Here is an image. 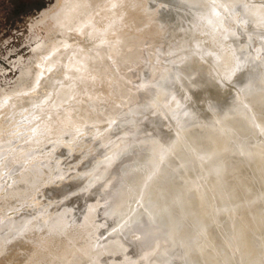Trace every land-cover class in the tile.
Returning a JSON list of instances; mask_svg holds the SVG:
<instances>
[{
  "label": "bare ground",
  "instance_id": "6f19581e",
  "mask_svg": "<svg viewBox=\"0 0 264 264\" xmlns=\"http://www.w3.org/2000/svg\"><path fill=\"white\" fill-rule=\"evenodd\" d=\"M57 1L58 2L55 3L56 4L55 6H57V4H58V6H57L58 9L56 10V12L54 11V13H52L51 16L49 15L50 16L49 17L50 19H48L49 24L47 23L49 25L47 27L48 33L52 36H55V40H56L57 45L53 43V47L56 45V48L54 50L57 53H55L56 54L55 55L56 59H55L53 57L54 54L51 52L52 59L50 58L51 56L49 57V59L52 60V61L50 60L51 62L56 61L57 64L62 66V68H63L62 71H64V75L67 74V79H66L64 85L54 94L57 97V102L54 105L55 107L52 110H51V107L46 108L44 110H39L37 112V114L34 117H32V123L38 122L39 120H42V119L48 120L46 124L40 125V127H39L40 131H43L44 127L48 128L50 126H57V125H59V126L73 125L74 127H80L81 125H83V123L87 119L88 115L93 113V112L95 113L93 119H95L98 122L109 121L115 117V114L117 111V105L116 104H114V103H112L111 105L101 104L100 106H97L94 110L90 111L84 105L81 104L80 100H81V98H83L85 96H90L91 98H97L99 96L104 95L106 97H109L113 93L114 97L119 98L123 103L128 104V105L135 104L137 101H139L136 99L139 98L138 95L140 92L138 93V91L136 92L133 89V86H134V83H133L134 78L133 77L136 76V74H134L135 72L133 73L130 70V68H131V66L140 63V59L143 58L144 56H147V55L151 56L155 51H157L156 47H158V45L162 44V42H163V45L165 44L166 40L160 42V44H159V40H161L159 38H161V36H162L161 34L164 31L163 27H165L167 30L171 26V25L168 26L167 22H166V25L168 26V28L166 26H164L163 23H162L163 26L160 25V27H159L158 23L155 24L154 19H158L159 17H157V15H160V14L157 13L155 15V17H157V18H155L152 16V14L155 13L156 7H153L154 11L151 9L152 7L151 8L149 7V4H148V7L150 9H147V7H145L144 2H146V1L150 2V0H57ZM220 1L218 0L217 1L218 3L212 4V6L205 4V8H204V6L202 7V8H204L203 11H202V8L200 7L201 8L200 12H199V9L197 10V12L196 11L192 12L193 15L197 13V15L193 16L191 19L192 25H190V27H187L185 29L183 28L184 30L182 29L183 26H181L180 28L184 33L182 31H180L181 35H179V32L177 34L176 33L177 31H175V36L179 35V37H176V39L180 38L182 36V39H184V40L186 39L185 38L186 36L192 37V43L188 41V42H186V46L188 45L187 46V47H189L188 50L192 49V51L193 50L197 51L199 53L197 56L200 55V57H197V56L196 57L199 60L201 59L202 62L205 58H207V56H208L207 52L209 49L205 50V51H207L206 52L207 54H206L204 52V49H206L207 47L206 48L202 47L201 41H204V40L207 41V43H210V47H211V45L219 46V48H218L219 52H217V51L212 52V50H210L209 52H212L211 57H212L213 53H214V56L216 55L215 53H217L218 57H215V58H213L214 56L212 57L216 63H214L213 61L212 62L214 64H216L215 66H220L219 68H217V67L216 68L220 69L219 71L217 70V72L221 75V73H222L221 69L223 70V68L225 69V71L224 70L223 71L226 72L227 74H228V72H230L228 70H227L228 71L227 72L226 69L229 68L231 63L235 62V61H233V59L234 60L237 59V58L235 59V56H234V54L237 52V50L232 55V53L234 51L231 48L232 47L231 45H233L234 43L238 45V42H237L238 39H236L237 41L235 40L233 42V44L230 43V39H229L230 37L227 36L228 34L226 33V31L231 26H229V24L227 22L228 25H225V26L226 27L228 26V27L223 28L224 27V26H222L223 23H225L228 20L224 19V17L221 18V16H222L221 12H223V9H226L225 10L226 12L230 11V6H232L234 4L232 6V8H233L237 2L242 3L244 0H225L224 2H220ZM247 1L249 2V0H247ZM261 1L263 2L264 0H261ZM147 2H146V5H147ZM248 2H247L248 6L244 5V7H241L239 5L240 8L236 4L239 10L243 8L242 9L243 13L246 15V16H244L242 11L240 10L241 13L243 14V15L241 14L242 19H244L243 17H245L244 23H246V20L251 21V17H252V20L255 19L258 26L263 25L262 27L259 26L262 29L264 27V3L260 4V2L258 0V2L256 1L257 3L255 1L249 2V3H251L249 5ZM252 2H255V3H252ZM181 3H179V5ZM243 3H242V5H243ZM153 4L154 3H152L151 6ZM188 5H190V4H188ZM52 8H54V7H52ZM179 8H180V6H179ZM232 8H231V10H232ZM236 8L235 9L233 8L234 10H232V12L234 11V13L233 14L231 13L232 15L237 16L236 13L240 12L237 10L238 12L235 13ZM186 10H188V9H186ZM152 11H153V13H152ZM157 12H158V9H157ZM182 12H183V10L181 11V14H179V15H181L180 18L182 17ZM230 12H228V13H230ZM169 13H170V11H169ZM188 13H187V16H185L186 19L189 18ZM198 13H200V14H198ZM190 14H191V12H190ZM223 14H226V13L224 12ZM231 14H230V16H232ZM238 14L240 15V13H238ZM189 16L191 17V15H189ZM235 16L234 17L232 16L233 18L232 17L231 18L234 20V18H236ZM221 19L222 20L224 19L223 23H221V21H222ZM236 19L237 20H235V21H237V23H238L239 18H236ZM156 21L158 22L159 20H156ZM253 21H251L250 24L252 25V27L254 26V28H255V26H257V25L256 24L254 25ZM252 22H253V24H252ZM169 23H171V22L169 21ZM156 25H158V26H156ZM173 25L167 31H165L166 33L168 32L167 35L165 33L166 39L167 38L169 39V36L174 34V30L177 27L179 28L178 25H177V27L175 25L176 28L173 27ZM239 25L240 24H236V23L234 25V23H233V26H239ZM233 26L231 28H233ZM259 27H256V28H259ZM171 28H173V29H171ZM234 28L237 29V27H234ZM240 29L241 28L238 29V33L239 32L243 33V31H246V34L244 32V35H247V33H249V32H247V30L241 29L242 30L241 31ZM249 29H251V27H249ZM169 30H173V31L169 32ZM231 32H232V35H234L235 32L236 33L234 36L237 35V30H235V31L229 30L228 33H231ZM169 33H171V34H169ZM250 33H252V32H250ZM225 34H227V35L225 36ZM244 35H243V38L247 39V37H248L247 42H249V40H250L249 35H247L246 37ZM252 35H254V34L252 33ZM183 36H185V37L183 38ZM238 36H239V34H238ZM163 37H162V39L164 40L165 37L164 38ZM84 38H86V40H84ZM156 38L159 39L158 42L156 41ZM240 38H241V34H240ZM168 39H167V41H168ZM176 39H174V38L171 39L173 41V44H175L174 42ZM231 39H233V38L231 37ZM184 40H182L183 41L182 42L181 39H179V42L181 41L180 44L184 43L185 42ZM155 41L158 43V45ZM172 41H170V42H172ZM177 41H178V39H177ZM241 42L242 41L239 40L240 44H241ZM243 42H245V40H243ZM247 42H246V44H247ZM228 43H230V44L227 45ZM242 44L245 46V43H242ZM155 45H157V46L155 47ZM237 45H236V49H238V47H239V46L237 47ZM50 46H52V45H50ZM169 46H170V44H169ZM247 46H248V44H247ZM57 47H59V51H57L58 50ZM170 47H172V46H170ZM170 47H168V44H167V48L169 49ZM200 47L203 48V50ZM234 47L235 46H233V48ZM240 47L242 48V46H240ZM155 48H156V50H155ZM174 48H176V47L174 46ZM172 49H173V47H172ZM230 49H232L233 52H231ZM198 50H202L203 52L198 51ZM247 53H249V51ZM194 54H196V53H194ZM250 54H251V52H250ZM250 54H248V55L250 56ZM189 55L191 56L192 54H189ZM184 56L187 57V55H185V54H184ZM184 56H181V58H179V60L183 58L182 60L184 61ZM190 56H189V58H191L190 61H192L193 58ZM233 56H234V58H233ZM247 56H245L241 60L244 61ZM176 57H178V55ZM197 58H196V60H197ZM218 58H219V60H218ZM220 58L222 59L221 60L222 62L220 61ZM45 59H46V57H45ZM215 59H217V61ZM248 59L246 60V62H247V66L249 68L250 64H248L249 63ZM182 60H180V62ZM241 60H239L240 63L242 62ZM39 61H40V59H39ZM46 61L50 62L48 60V58L46 59ZM218 61H220L219 62L220 65H217ZM33 64H35V62H33ZM36 64H37V62H36ZM57 64H55V65H57ZM180 64H182V63H180ZM207 64L208 65L205 64L206 65L205 66L206 72L204 70H202V71L197 70V73H201V72H203V74L209 73L211 76L208 75L206 77L210 78V79L209 78L208 79L210 80L209 83H211V86H209L207 79H205L206 77L204 78V80L207 82V85L209 87L214 89L215 86L213 87V85H212L214 83L211 82V80H213L214 78L211 79V77L216 76V73L214 74V72L216 70H213L214 72H212V70H210V69H211V66H213V65L210 66L209 62ZM253 64H251V65L253 66ZM201 65H203V63ZM242 65H241V67H242ZM258 65H260V67H261V64H258ZM38 66L32 67V68L30 67L26 71L24 70L25 71L24 73L25 74L27 73V74L26 75L23 74L22 76L25 78L28 77L27 76L28 72H29V74H30V72H31V74L32 73L35 74L39 70L40 66L39 67ZM197 66H199V64ZM207 66L208 67L210 66V68H208ZM245 66H246V64H245ZM245 66L243 65L244 69H245ZM255 66H256L255 70H257L258 69L257 65H255ZM255 66H253L252 68H255ZM197 68H199V67H197ZM237 68L240 70V66L238 67V65H237V67L234 70H232L231 73H229V75L232 74L233 71H234V73H237ZM263 68L264 67H262V69ZM181 69H183V68H181ZM250 70H251V67H250ZM252 70L254 71V69H252ZM251 71H249L247 73L251 74ZM263 71H264V69L262 70V72ZM185 72H183V73H185ZM224 72H223V74H225ZM259 72H261V71H259ZM183 73L181 74L182 76H183ZM256 73H255V76L257 75ZM185 74H184V76H186ZM191 74L192 73H190V75ZM203 74L201 73V74H199V76L203 75ZM212 74H214L215 76H213ZM219 74H217V75L219 76ZM227 74H225L223 76L221 75V76L225 77V76H227ZM237 74H239V71ZM192 75H191L190 79L193 78ZM241 75H243V72ZM244 75H246V74L244 73ZM263 75L264 74L262 73L260 75V77ZM22 76H21V78H22ZM53 76H57V75H53ZM218 76H217V78H218ZM250 76L252 77V75H250ZM178 77H180V75L177 76V80H179ZM186 77H184V78H186ZM188 77H190V76H188ZM195 77H197V75L196 76L194 75V78ZM236 77H238V75ZM246 77H247V75H246ZM256 77H257L256 78L257 80L260 79V77H259V79H258V76H256ZM217 78L215 77L214 81ZM240 78L241 77H239V80H241L242 82L241 83L238 82L237 85L239 83H240V85L243 83H246L247 86L245 84H243V86L245 85L246 87H248V90L250 89L249 87L253 86V85H250V82H248L250 80V77H247L249 80L247 78H244V79L242 78L243 80ZM253 78H254V75L251 79H253ZM44 79H45L44 81H46V83L48 85H55L56 83L59 82V80L61 78L58 80H54V79H51L50 77H48V78L46 77ZM137 79H138V77L134 80H137ZM218 79H221V78L219 77ZM245 79H247L248 81L246 82ZM263 79L264 78L261 77V79L259 80L260 81L259 83H264ZM22 80H24V79L22 78ZM181 80L183 81L184 79H181ZM254 80H252V81L256 82L255 84H257V86L260 85L259 83H257V81H254ZM261 80L263 82H261ZM216 81L218 82V80H216ZM113 82H114V84L115 83L117 84V86H116L117 88L114 91L111 90V86H110L111 83L113 85ZM175 82H177V81L175 80ZM175 82H174V84H175ZM181 82L179 80L180 84H181ZM247 83H249V84H247ZM174 84H172V85H174ZM251 84H253V83H251ZM224 85H226V84H224ZM237 85H235V87ZM170 86H171V84H170ZM243 86L241 85V88ZM255 86H254V88L255 89L257 88V90H258L259 86L258 87H255ZM262 86H264V85L261 84V87ZM191 87L192 88L196 87V85L191 86ZM204 88H205V86H204ZM204 88L202 87V89H201L202 92H203ZM238 88H239V86H238ZM254 88L252 87V89H253L252 91L254 93H256V96L252 95V98H253V96H255L256 98H254L253 100H250L251 93H250V97H248V95H246V93L249 94L248 92H250L251 89L249 91L246 89L244 93H242L241 91L238 92V90L236 89L238 93L241 92V95L243 96V94H244L243 97H245V98L248 97L249 100H247L248 98L247 99L242 98V100H240L239 103H237V102H235V100L237 101V100L241 99L242 96L240 95L241 97L239 96L240 97L239 99L235 98V100H234V103L236 105V106L234 105L235 109H232V111H233L232 114H231V112H232L231 110H230L231 112H229L227 110L228 113H230V115H227V116H226L227 113L224 114V112H223V111H225L224 107H223L224 103H222L223 111H221V109H220L221 105H219L221 103H219L217 101L219 103L218 104L216 102L217 97H216V99H213L211 104H213V103L215 104V102H216L217 106H215L213 104L211 107L212 108L217 107L220 110V113L222 112V114H224L226 116L225 118L224 117L222 118V115L220 113H218L219 111L217 113L215 112V114L216 115L219 114L221 117L213 114V112L217 108L216 109L214 108L213 112L211 111L212 108L210 110H206L207 107L209 109V106H207L205 104L207 106L205 108V105H203V107L205 109L204 112L206 114V115L203 114V116H206L205 117L206 119H204L205 121L203 120L204 122H202V118H204V117H202V118H200V120L199 119L197 120V122L200 121L199 122L200 124H197L195 121L196 119L194 118L193 121L197 124V126H193V125H196V124H193L192 127L190 126V128H188L189 123H183L184 120H187L185 122H188V119H192L195 116H194V114H193V116L191 114L192 118H188V116H187L188 119H186V115L182 114L181 116L184 115L185 119L183 118L184 116L182 118H179V119L180 120L183 119L182 123L185 125L188 124L187 125L188 127L186 129H183V128L179 129L181 126L186 127L185 125H181L177 129L175 136L171 140H168L166 138H164L166 140H163L162 138H160V139H162V141H159V143H157V144L152 143V146H151L152 149L150 150V154H148V153L146 154L147 156L145 157V160H146V162H148L149 166L151 167L152 173L146 175L145 172H143L141 170L134 172L130 176V178H131L130 184H132L131 185L132 187L129 186V183L127 184L130 187V189L128 188L127 191L132 189L131 192L134 193L138 190L139 191L141 190V193H142L140 198L138 200H136L137 202L135 200H133L134 201L133 205L136 202V203H138L137 204V206H139L138 208L141 209L142 207L140 205H142L144 202H146L148 204V206L150 205L149 207H151L150 212L153 211L152 215L155 214V217L157 216L160 219L161 218L164 219V221H162L163 219H161V221L164 222L163 225L166 224L165 221L168 224L173 225V226H175L177 224V220H179L178 222L182 223V226L177 225V226H179L177 228H181V229H178V231L172 230L173 228H170L171 233H169V235L173 234V232H174V234H173L174 236L177 235V237L185 238V240H184L185 243L189 239L190 235L191 236H190L189 240H191V243L195 241L194 239H193L194 240L193 241L191 239V237L196 238V241H195L196 248L195 249H197V251H195L193 248H191L192 246H190L191 244H189V242H190L189 240H188L189 241L188 244H189L190 248L193 251H195V253L196 252L198 253V251H199L200 257L198 258L199 254H197V253H196L197 257H195V259L197 258V260H195L197 264H225V263H227V264H230V263L231 264H237V263L238 264H264V87L261 88L262 90H260V91L258 90L257 92L254 91ZM165 89H167V88H165ZM169 89H171V88H169ZM194 89L195 88H193V90ZM219 89L222 90L221 88H219ZM172 90H174V89H172ZM206 90H208V89H205L204 93L206 92ZM232 90H234V89H232ZM239 90H240V88H239ZM215 91H212L213 95L211 93H210V95L215 96L216 95L214 93ZM246 91H248V92H246ZM159 92H160L159 93L160 95H163L161 93V91H159ZM165 92L167 93V90ZM202 92H200V93L202 94ZM220 92H222V94H223V91H220ZM154 93H156V92H154ZM171 93H172V91H171ZM207 93H208L207 96H210L209 90ZM207 93H205V94H207ZM159 94H157V95H159ZM189 95H192L191 92ZM216 96H219V95L217 94ZM17 97H18V95L16 97H9V99H11V100L6 102V105H7L5 107L6 110L12 108L13 106L18 105L17 103H14L15 101L12 100L13 98H17ZM49 97H51V96H49ZM161 98H159V99H161ZM219 98H220V101L223 100V97H219ZM155 99H157V98H155ZM211 99H212V97H211ZM111 100H112V97H111ZM202 101L204 103L205 102L210 103V98L208 99V101H206V100L205 101L202 100ZM227 101L226 100L223 101V102H225V105H226V103L227 104L229 103V98L227 99ZM231 101H233V98ZM230 103H232V102H230ZM236 103L239 105H237ZM67 104H68V106H67ZM172 104H173V102H172ZM181 104H182V102H181ZM178 106H179V104H178ZM195 106H197V105H195ZM199 106L201 107V105H199ZM227 107L229 108L228 105H226V108ZM231 107L233 108L232 104H231L230 108ZM170 109L171 108H169V110ZM173 109H171V111H174ZM169 110H168V112H169ZM192 110L194 112L196 111L194 109H192ZM164 112H166V110ZM210 112H212V113H210ZM48 113H50V114H48ZM171 113H169V114H171ZM190 113H191V111H190ZM190 113L187 112V115L188 114L190 115ZM167 115H168V113H167ZM190 122H192V121H190ZM180 123H179V125H180ZM157 142H158V140H157ZM0 145H1V142H0ZM18 155H19L17 157L18 159L24 158V157H22L23 156L22 153L18 152ZM142 160H144V158ZM129 174H131V173H129ZM34 179H38V177L35 176L34 172H30L27 179L25 181H23L22 183H20V186L17 188L15 195H19L17 192H20L27 184H29ZM111 180L114 181V179H111ZM113 181L108 182V183H112ZM127 181H128V179H127ZM129 181H130V179H129ZM112 184H110V185L106 184L105 186L106 187L107 186L112 187ZM102 188L104 189L105 187H102ZM110 188L108 189V192H112V191H109ZM125 188H126V185H125ZM105 189H107V188H105ZM104 192L106 193L105 190H103V193ZM131 192H129V193L132 196ZM115 193H116V191H115ZM124 193H126V192H124ZM129 193H127L125 195L122 194L123 196L121 195L122 198L127 195L125 198H128L129 200L123 198L124 199L123 202L127 203L128 205L132 204V199L130 200V198H129L130 195L128 196ZM98 195H97V198H98ZM103 195H100V196H103ZM112 195H111V197H114V195L113 196ZM121 196L118 199H120ZM103 198H99V200H104V202L108 201V203H106L107 206H109V201L113 200V198L110 199V193H109V200H107V199L105 200V198L104 199ZM115 199H117V198H115ZM144 199H147V201H145ZM149 199L151 202H149ZM96 200L95 201H89V202H91L90 205H89V202L87 204V202L85 201L87 204V208H84L85 211L78 208V206H77V205L85 206L84 205L85 202H82L83 203L82 204L80 201H74L77 203L73 204V207L77 206L76 208H78V209L75 208L76 210H74V208L72 206H71V209H72V212H73V210L78 211L77 216L81 215V218H80V216L79 217L76 216L77 218H80L79 224L77 223L78 221L77 222L75 221V218H74V221L71 220V222L69 220L64 221V220H62V218L57 217V216L51 220V222L48 224L47 228H45L43 230V231H45V233L44 232H43V234L41 233L42 234V236H40L41 240H39L37 237L38 242H40L39 244L41 245V248L44 247V248H46L45 250H47V247H48V250L46 253L43 254L44 249L42 252L41 249L37 248L38 250L41 251V253L43 255L41 257L39 255H37V257L34 258L36 263L41 262L42 257L45 255L47 258V261L44 260L43 262H45L46 264L50 263L51 260L53 259V257L59 258L61 264H137V262H140V264H141V262L146 264L148 262L147 258L150 259L149 256L151 255V257H153L151 259H154L155 257L152 255H155L156 258L159 256L158 259H160V260H156V258H155V260L151 261V259H150V263H148V264H151V263L154 264L156 261H157L156 262L157 264H158V262L160 264V262L163 260L160 258V255H156L155 253H153V252H155L154 251L155 249L157 250L156 253L158 252L157 254H161V257L164 258V257L171 256L172 252H174V254H175V251H177L176 253L178 254V251H180V249H183V251H184V248H186V246L188 247V245L185 246V244L183 243V245L185 247L183 248L182 247L183 245H182L180 249L178 248V250H176L177 248L175 247V245L177 246L181 242V241H179V240H181V238L178 239L177 237H175V239L177 238L176 240H178L177 244H175L176 240L174 242V240H172L170 238L172 240V242L174 243V245H173V243L170 241V239L165 237L168 239V242H165V244L170 245V246H168V247H170V248H168V250L169 249L174 250V248H176L175 251L169 250V252H168L169 256H168L167 255L168 250L166 249L167 248V245H166L164 247V250H167L166 251L167 256H165V255H163L164 250H162L160 248L161 246H164L162 244V242L164 241L163 240L164 238L160 239L162 242H160V240H158L162 244V245L159 244L161 246H159L158 243H155L156 242L155 238L158 239L159 237L161 238L162 236H165V235L160 236L156 233L159 237H153V240L155 242L152 239H150V240H152L151 242H154V244H157V245H155L157 247L153 246L154 248H152V243L150 242L151 247L149 245L147 248V251L149 253V254L147 253L148 255L145 253L146 250H144L145 252L143 251V253H142L143 255H142L140 253L142 251H139L137 248H134L135 246L131 245L132 247L129 248V246L127 247V245H126V247L129 248L130 251L133 248L138 250V252L140 253V256H142L143 259L140 256H137V254L139 255L138 252H137L136 256H137V258L139 257L138 259L141 258L142 260H138V259H135L136 257H133L135 255L134 253H136V251L134 249L132 252H134V251L135 252L132 254V256H130L132 252L130 253V255H128L129 257L126 256V254L129 251H127L128 249L125 250L126 249L125 247H124V251H126L127 253L126 252H124L126 254H124L123 252L122 253L126 256V258L128 257L127 260L129 259V261L125 260V258L123 260L122 256L124 257V255H122V253H121V251L123 249L121 248L120 244H122V243L125 244V243H124V241L123 242L120 241V239H119L121 237L120 234H119L120 236L118 238L115 236L118 234L117 233L118 231H120V230L122 231V227L125 223L121 222V224H123V225L120 224L122 226L121 228H119L120 226H117V224L119 225V222L121 221L120 219L123 220L125 217H128V216L131 217L130 214L132 212L131 213H129V212L132 211L130 209V207H133V205L127 206V204H125L129 208L128 210H126L127 207L126 206H125L126 208L124 207V205H123L124 203L122 202V204H120L122 200H120V201L115 200V202L117 201L116 203H118V204L116 206L115 205L116 203L114 202L115 203L114 206L116 207L114 211H116L117 208H118V210L125 208V210L123 212H121L122 210L119 211L120 212V213L118 212L119 214L117 212L112 213V214H116L117 217L113 216L112 214L107 212L106 216H108V215L113 216V218L109 216L112 219V221L111 222L107 221V226L109 223H110L109 225H112L111 223L114 222V224L118 228V231L116 230L117 228H115L114 225H113V227L111 226V228H115L114 229L115 231L113 229L111 231L116 232L117 234L116 233L113 234L112 232H110L109 235L113 234L112 236H114V239H117V240L119 239L118 241H120V242L113 240V237L109 236L108 234H107L108 236L105 235L106 232L104 233V235H105V238L110 237V239L115 241V242H113V245H112V248L110 249V251L113 250L115 252V250H118L121 248V251H120L121 256H120V253L119 254L116 253L118 255V257H120L121 259H120V262H116V261H119L116 254H114V257H117V259L114 258L113 256L108 257L109 255H105V258H107V257L111 258V259L113 258V259H116V261L111 260L109 262L107 261L108 263H106V261L104 260L105 263H103L101 261L103 259V257L101 258V256L102 255L104 256V254L101 255V253L103 250H104L103 253H107L105 251V249H107L108 252H109V249L106 248V246H104V249H103V245L99 244V245H102V248L99 246L101 249L98 248V250H96L94 252L93 247H95L96 244L98 245L99 242L97 241L98 243L97 242L94 243L93 242L94 239H92L93 237L90 238V240L92 239V243L95 244L92 246L91 244H89L90 240H88L89 238L87 237V234H89V232H90L89 237L91 236V233H92V236H94L93 235L94 231H96L97 228H98L97 230L100 229L98 224L100 225V223H102L103 221H105V223L103 222L102 224H106V219L103 220L105 217L104 215H103L104 216L103 218L100 217V219H102V221L97 219V215H98L97 213L99 212L100 206L102 205V206H104L103 208H105L106 205H103V203H104L103 201L100 202L98 199H96ZM126 200L128 202L131 201V203H128ZM79 202L82 205H80ZM111 202H113V201H111ZM146 203H144L146 205V207L144 205H142L145 209H147ZM151 203H152V205H151ZM74 205H76V206H74ZM111 205H112V203H111ZM102 206H101V208H102ZM110 206H109V208H111ZM135 207H136V204H135ZM81 208H83V207H81ZM101 208H100V210H101ZM103 208H102V211H100V213L101 212L103 213ZM138 208L136 207L135 210L137 211ZM152 208H153V210H152ZM79 209L84 211L83 214L82 213L79 214V212H80ZM111 209H114V208L112 207ZM132 209H134V207ZM143 209H142L143 213L139 210L140 211L139 215L144 214ZM135 210H133V211H135ZM126 211L127 212L129 211L128 214L126 213ZM112 212H113V210H112ZM124 212H125L126 216H124V214H123ZM100 213H99V215L101 216L102 214H100ZM121 213H122L123 217L121 216ZM136 213L133 214V218L135 215H137ZM146 213H147V215H151V213L148 214L149 212L147 210H146ZM103 214H105V213H103ZM144 215L142 216L143 218L141 216H140L141 218L138 216L140 218L139 220L143 219L141 221L142 223H144L143 221H146L145 223H148L146 216L144 218ZM152 215L149 217L151 218ZM118 216H120V218ZM114 217L117 219H115ZM129 217H128V219L130 220ZM135 217H137V216H135ZM106 218L108 220V217H106ZM111 219H109V220H111ZM152 219H155L153 221L157 220L156 218H154V216L150 220H152ZM113 220H120V221L118 222V221H113ZM136 220H138V219H135V221ZM130 221H133V220H130ZM161 221H160V223H161ZM123 222H126V224H127L128 220L127 219H126V221L123 220ZM150 222L151 221H149V223ZM129 223H131V222H129ZM129 223L127 225H129ZM156 223L154 222V224H156ZM160 223H159V225H161ZM180 223H178V224H180ZM126 224H125V227L127 226ZM141 224H139V225H141ZM148 224H146V225H148ZM76 225H78V226H76ZM144 225L142 224V226H144ZM150 225H148V226H150ZM148 226H144V227L146 228ZM161 226L159 228H161ZM173 226H171V227H173ZM153 227H155V226H153ZM164 227H166V226H164ZM169 227H167V228H169ZM138 228L139 227L137 226V229ZM145 228L144 229L139 228V229L144 231L142 233L146 232L148 235L149 229L151 227L149 229L147 228L148 232L145 231L146 230ZM28 229H27V231L25 230L24 233L25 232H27V233L31 232L30 231L31 225L28 227ZM163 230H164V228H163ZM165 230H167V229L165 228ZM53 232L55 233L54 235H57V234L59 235V236H57L58 239H56V240L47 239V237L49 238V236H50L49 233L53 234ZM167 232H166V234H167ZM150 233H151V231H150ZM158 233H159V231H158ZM160 233H162V232H160ZM96 234H98V233L96 232L95 235ZM220 234H221V237H220ZM223 234L227 240L223 237ZM186 235H187L188 239L185 237ZM82 236L87 237L86 238L87 242L85 240V242L83 241L84 243L82 242L83 244L77 245L75 243V241L79 237L81 238ZM257 236L259 238V239L257 238L258 242L256 241L257 244H259L258 246L254 240V238L256 239ZM7 237H8V235H2L1 238L6 239ZM51 237H52V235H51ZM54 237H56V236H54ZM150 238H151V236H150ZM221 238H224V240L227 242V243L223 242V244L225 246V251L220 249L223 246V244L221 243L223 239L221 240ZM29 239L31 240V238H29ZM110 239H107V241L108 240L110 241ZM167 239H165V241ZM26 240L28 241V238ZM37 240H36V242H37ZM31 241H33L35 243L34 240H31ZM41 241H43L44 243ZM79 241H81V239ZM95 241H96V239H95ZM24 242H26V241H24ZM57 243H60L62 248H63V249L60 248L61 251L58 254H57V252L56 253L53 252L49 247L50 245L52 246V245H55ZM195 243H193L192 245L194 246ZM32 246H34V245H32ZM123 246H125V245H123ZM218 246H221V247H219V250H220L219 252H220L221 256H220L219 252H217ZM224 246L222 249H224ZM30 248H31V246H30ZM151 248L154 249V250H152L153 252L151 251ZM187 249L188 248H186V252H187ZM191 249H188V252H187L188 254L190 253L189 250H191ZM30 250H32V249H30ZM31 252H33V251H31ZM114 252H111V253L109 252V253L111 255H113ZM180 252H182V250ZM186 252L184 253L185 255L183 254V257L185 256L187 258L188 254ZM37 253H39V252L37 251ZM150 253H152V254H150ZM222 253H224V254H222ZM26 254H27V252H26ZM174 254L172 256L175 259ZM179 254L181 256V253H179ZM193 254H194V252H193ZM193 254L192 253L190 254V258H191V255H193ZM49 255L50 256L52 255V256L50 257ZM144 255H147V256H144ZM90 256H92V257L89 259ZM180 256H178V258ZM194 256H195V254H194ZM173 257H169V259H167V260L170 261V259ZM183 257H181V259L179 258L180 260L175 259V262L173 264H177V263L180 264L184 261H186V262H184L183 264L188 263V260H187L188 258L186 259ZM193 257H192V260H193ZM100 258H101V260H100ZM133 258H134V260H133ZM176 258H177V256H176ZM43 259H45V258H43ZM135 260H138V261H135ZM167 260H166V258H164V261L161 263L162 264H169V261H167ZM181 260H183V261H181ZM190 261H191V259L189 260V263H190ZM172 262H173V259H172ZM172 262L170 261V264H172ZM191 263H192V261H191ZM196 263H194V264H196Z\"/></svg>",
  "mask_w": 264,
  "mask_h": 264
},
{
  "label": "rangeland",
  "instance_id": "374dc122",
  "mask_svg": "<svg viewBox=\"0 0 264 264\" xmlns=\"http://www.w3.org/2000/svg\"><path fill=\"white\" fill-rule=\"evenodd\" d=\"M212 1L213 0H152V1L150 0V2L146 1L147 5H146V2H144V5H145V7H147V9H150L152 7L151 9L153 11H154L153 7H156L155 13L152 14V16L155 17V15L157 13L160 14V15H157V17H159L160 19L159 18L154 19L155 24L158 23L159 27L163 23V25L166 26L167 28L170 25H171L170 27H172V25L174 24L173 27H175V25L177 27V25H178L179 28L181 26H183L182 29L183 28L185 29L187 27H190V25H192L191 19L193 16L197 15V13L193 15L192 12H194V11L197 12L198 9L200 12V9L203 6L205 8V4L212 6V4L218 3L217 2L218 0H216V1L214 0L213 2ZM224 1L225 0H221L220 2H224ZM244 1L246 2L247 0H244ZM251 1H255V2L257 1L258 2V0H249V2H251ZM260 1L261 0H259V2ZM57 2H58L57 0H0V142H1V145H0V264H40V263L46 264L45 262H43L44 260L47 261V258L45 255H44L45 257L44 256L42 257L41 262L36 263L34 258H36L37 255H39L41 257L48 250V247H47V250H45L46 248H44V247L41 248V245L39 244L40 242H38L37 237L39 240H41L40 236H42L43 232L45 233V231H43V230L45 228H47V226L51 222V220L57 216V217L62 218V220H64V221L69 220L71 222V220L74 221V218H75V221L76 222L78 221L77 223L79 224V222H80L79 219L81 218V215H79L80 218H77V217H79V216H77L78 211H74V210H76L78 208L84 210V208H87V204L89 201H95L96 199L99 200V198H103L104 196H105L104 197L105 200L106 199L109 200V193H110V199L113 198V200L109 201V206L112 203V205L110 207L111 208L113 207L114 209H111V208H109V206L106 205V203H108V201L104 202V200H99L100 202L103 201L105 203V204L103 203V205H106V207L103 208L104 206L101 205L103 208V213H105V214H103L102 212L100 213V211H102V208L100 206L101 210L99 208V212L97 213L98 214L97 219L102 221V219H100V217L103 218L105 216L103 220L106 219V224H102L103 222L105 223V221L100 223V225L98 224L100 229L97 230L98 229L97 228L96 231H94L93 235L95 237L92 236V233H91V236L89 237L90 232H89V234H87V237L89 238L88 240H90V238L93 237L92 238V239H94L93 242L96 243L98 241L99 242V243L97 242L98 245L93 244L92 239L90 240V243L89 242L88 243L91 244L92 246L95 245V247H93L94 252L96 250H98V248H100V247L102 248V245H103V249H104V246H106V248L109 249L110 253L114 252L113 250L110 251V249L112 248L113 242H115V241H117V242H120V241L123 242L124 241L125 244H123V243L122 244L125 246L120 244L121 248L123 250L121 251V248L118 250H115L113 255H111L107 251V249H105V251L107 253H103L104 250L102 249L103 251H102L101 255L104 254V256L100 255L101 258L103 257V259L101 260V258H100V260L103 263H105L104 260L106 261V263H108L111 260L116 261V259L118 257V255L116 253L119 254L120 251H121V253L126 252V251H124V247L126 248L125 250L128 249L127 251H129L128 252L129 254L127 252H126L127 254L124 253V254H126V256L130 255V253L133 251L134 248H137L139 251H142V252H140L141 254L143 253L144 250H146V252L145 251L144 252L147 254L148 253V251H147L148 246L150 245V247H151L150 242L153 240V237H159L158 235H160V236L165 235V236H162L161 238L159 237L158 239L155 238L156 242L154 240L153 241L155 243H158V245H159V244H161L160 242H162L160 239L164 238L163 239L164 243L162 242V244L164 246H161L162 244L159 245V246H161L160 248L162 250H164V247L167 245V244H165V242H168L167 238H169V239L171 238L172 240H174V242L177 238L178 239L181 238V237H177L176 234H175L176 236H174L173 231H172L173 234L169 235V233H171L170 228H173L172 230H175V231H178V229H181V228H177V227L182 226V223L178 222L179 220H177V224L176 225L174 224L175 226H173V225L168 224L165 221V223L168 226L166 224L163 225L164 222H162V221H164V219L161 218V219H163L161 221V219L159 217H157V216L155 217V214L152 215L153 211L150 212L151 211V209H150L151 207H149L150 205L148 206V204L146 202H144L143 200L142 201L147 204V209H145L142 206V205H144L146 207V205L144 203L142 205H140L142 208L140 207L141 209H139L138 208L139 206H137L138 203H136L137 202L136 200H138L140 198L142 193H141V190L140 191L138 190L134 193L131 192L132 189L127 191L128 188L130 189V187H132L131 186L132 184H130L131 183L130 176L134 172H137L139 170L145 172L146 175L152 173L151 167L149 166L148 162H146V160H145V157L147 156L146 154L147 153L150 154V150L152 149V147H151L152 143L157 144V143H159V141H162V139L163 140H166V139L171 140L175 136L177 129L181 125H185L183 123H189V127L187 126L188 124H186L185 125L186 127L181 126L179 129H182V128L186 129L187 127L190 128V126L192 127V125L196 124V123L200 124L199 123L200 121L197 122V120L198 119L200 120V118H202V117H204V118H202V122H204L205 121L204 119H206L205 118L206 116H203V114L204 115H206V114L204 112L205 109H204L203 105L206 104L207 106H209V109L206 105H205V108L207 107L206 110H210L212 108L211 106L214 104V103L213 104H211V103H212L213 99H216V97H217L216 102L218 101L219 103H221V104H219L217 102L219 105H221V107H220L221 111H223V107H224V110L226 111V112L223 111L224 114L227 113L226 116L230 115V113H228V111L231 112L232 109H235V106H236L234 103L235 98L239 99L242 96L241 92L244 93L246 89L248 90V87H246L247 86L246 83H243L246 85V86L244 85L245 87L243 86V84H241L243 86L241 88L240 83L242 81L239 80V77H241L240 79L250 77V80L247 78L249 81L247 79H245V80H246V82L247 81L250 82V85H253V86L249 87L251 89V91L248 92L250 89L248 91H246L249 93V94L246 93V95H248V97H250V93H251L250 100H253L254 98H256L255 97L256 93H254L252 91L253 90L252 87L254 88L255 85H256L255 87L259 86V89H258L259 91L262 90L261 88L264 87V86L261 87V84L264 85V83H259L260 82L259 80L261 79V77L264 78L263 77L264 75L260 77V75L262 73L264 74V71L262 72V70L264 69V68L262 69V67H264V29H263L264 27L262 28L263 29L262 30L260 27H262L263 25L262 26L259 25L260 26L259 27L257 25L256 20L255 19H253L254 21L252 20V17H251V21L254 22V25L255 24L257 25V26H255V28H254V26L252 27V25L250 24L251 21H249V20L248 21L246 20V23L248 25L246 23H244L245 17H243L244 19H242V15L244 14L243 10H242L243 8L240 9L243 13L242 14L241 11L238 9V7L239 8H240V6L244 7V5H247L248 1L246 3L242 2L243 5L241 2H239L240 4L237 2L236 4L238 5V7L236 4H235V6L237 8L235 6L233 7L234 9L236 8L235 13L240 11L238 13H240V15L242 14L241 16L238 13H236L237 16L232 15L234 13V11L232 12V10H234L232 8V6L234 4L232 6H230L231 12L230 11L226 12L225 11L226 9H223V12H221L222 13L221 18L224 17V19L228 20L225 23H223L224 19L223 20L221 19L222 20L221 23H223L222 26H224L223 28H227L228 26L226 27L225 25H228V24L231 27L233 26V23H234V25H235V23L240 24L239 26H233V28L230 27L227 30L228 32H229V30L230 31L231 30H234V31L237 30L236 36H234L236 32L234 33V35H232L233 31L231 33H228L226 31V33L228 35L225 34V36L227 35L230 37V38L229 37L228 38L230 39V43H232V44L236 39H238V41L236 40L238 42V45L235 43L233 45H231L232 46L231 48L233 49L234 52L232 51V49H230V51L233 52L232 55L237 50V52L234 54L235 59L236 58L237 59L236 60L233 59V61H235V62L231 63L229 68L226 69V71L228 70L230 72L227 71L228 72V74H227L226 72H224L225 71L224 68H223L224 71L221 69L222 73L220 72L222 76L227 74L228 77L227 76L222 77L217 72V70L218 71L220 70V69H217L220 66H215L216 64H214V63H216V62L213 59L215 57H218L217 53H215L216 54L215 56L213 53L212 57L213 56L214 57L213 58L211 57L212 52H215V51L219 52V49H218L219 46L211 45V47H210V43H207V41H205V40L201 41L202 47H205V48L207 47L206 49H204V52L206 53L207 51H205V50L209 49L207 52L208 54L206 53L208 55L207 58H205L202 62L201 59L199 60L197 58V57H200V55L197 56L199 53L197 51H194V50H193L194 51L193 52L192 49L188 50L189 47H187L188 45L186 46V42L189 41L192 43V37L183 36V38L184 37L186 38L184 40V39H182V36H181L180 38H177L178 39V41H177L176 37H179V35H181L180 31H182V30H181V28L179 29L178 27L177 28L175 27L176 29L174 28L175 29L174 34H172L174 37L172 35H170L171 37L168 35L169 39L167 38L168 39V41H167L165 36L167 35L168 32L166 33L165 31H167L170 27L167 30L165 27H163L164 31L161 34L162 35L161 38H159L161 40L156 38V41L158 42V40H159V44H160V42L166 40L165 44L163 45V42H162V44L158 45V43L155 41L158 45V47H156L157 45H155V47L157 48V51H155L151 56L150 55L144 56L143 58L140 59V63L133 65L130 68V70L133 73L135 72L134 74H136V76L133 75L134 76L133 78L136 79L138 77L137 80L133 79V83H134L133 89L136 92L138 91V93L140 92L139 93L140 96L138 95V97L140 99L139 98L136 99L139 101H137L136 103L134 102L135 104L128 105V104L123 103L119 98L114 97L113 93L109 97H106L104 95L99 96L97 98H91L90 96H85V97L81 98L80 101H81V104L84 105L90 111L94 110L97 106H100L101 104H103V105H108V104L111 105L112 103L116 104L117 105V111H116L115 117L109 121L98 122L95 119H93V117L95 115V113L93 112V113L88 115L87 119L85 120L83 125H81L80 127H74L73 125H67V126L66 125H63V126L57 125V126H50L48 128L44 127V130L40 131V128H39L40 125L46 124L48 120L42 119V120H39L38 122L32 123V117H34L39 110H44V109L49 108V107H51V110H52L55 107L54 105L57 102V97L54 94L64 85V83L67 79V74L64 75V71H62L63 70L62 66L57 64L56 61L51 62L52 61L51 60L52 59L51 52L54 54L53 57L56 59L55 53H57V52H55L54 49L56 48L57 44H56L55 36H52L48 33L47 27L49 26L48 25L49 24L48 19H50L49 17L51 16L52 13H54V11L56 12V10L58 9V7H57L58 4H57V6H55L56 5L55 3H57ZM255 2H252V3H255ZM152 3H154V4L151 6ZM179 3H181V4L179 5ZM263 3H264V1L260 2V4H263ZM148 4H149L150 8L148 7ZM188 4H190V5H188ZM250 4L251 3H249V5ZM179 6H180V8H179ZM52 7H54V8H52ZM204 8H202V11ZM231 8H232V10H231ZM157 9H158V12H157ZM181 9L183 10L182 17H181L182 19L180 18L181 15H179V14H181V11H182ZM186 9H188V10H186ZM153 11H152V13H153ZM169 11H170V13H169ZM190 12H191V14H190ZM224 12L226 14H223ZM228 12H230V13H228ZM187 13H188V17H189V18L187 17L188 19L185 18V16H187ZM198 14H200V13H198ZM230 14L233 17L235 16L236 18H239L238 21L240 23L239 22L237 23V21H235V20H237L236 18H234V20H233L232 19L233 17L230 16ZM189 15H191V17ZM244 16H246V15L244 14ZM157 17H155V18H157ZM156 20H159V21L157 22ZM169 21L171 23H169ZM166 22L168 23L167 24L168 26L166 25ZM227 22H228V24H227ZM253 22H252V24H253ZM158 25H156V26H158ZM234 27H237V29ZM238 27L243 29V30H247V32H249V33H247V35H249V37H250L249 42H247L248 37H247V39L243 38L244 32L246 34V31H243V33H241V32L238 33V29H239ZM249 27H251V29H249ZM256 27H259V28H256ZM171 29H173V28H171ZM171 31H173V30H169V32H171ZM175 31H177L176 32L177 34L179 32L178 36L177 35L175 36ZM250 32H252L254 35H252V33H250ZM165 33H166V35H165ZM169 34H171V33H169ZM238 34H239V36H238ZM240 34H241V38H240ZM247 35H244V36L246 37ZM162 37L164 38V40L162 39ZM231 37L233 39H231ZM173 38L176 39L174 42L176 45L173 44V41L171 40ZM179 39H181V41L184 40L185 42L180 44L181 41L179 42ZM84 40H86V38H84ZM169 40L172 42H170ZM239 40L242 41L241 44L239 43ZM243 40H245V42H243ZM246 42H247L248 46H247ZM53 43L56 44L54 47H53ZM166 43L168 44V47L172 46L173 49H172V47H170L171 49L169 48L170 49L169 50L167 48ZM230 43H228L227 45H229ZM242 43H245L246 47ZM169 44H170V46H169ZM50 45H52V46H50ZM236 45H237V47L242 46V48L238 47V49H236ZM174 46L176 48H174ZM233 46H235V47L233 48ZM57 48H58L57 51H59V47H57ZM156 48H155V50H156ZM201 49L203 50V48H201ZM202 50H198V51H202ZM210 50H212V52H209ZM248 51H249V53H247ZM250 52H251V54H250ZM194 53H196V54H194ZM184 54L187 55L188 58L186 56H184ZM189 54H192V55L190 56ZM248 54H250V56ZM177 55H178V57H176ZM181 56H184V61L182 60L183 58L180 59L183 62L182 61L180 62V60H179V58H181ZM189 56L193 58L192 61H190L191 58H189ZM234 56H233V58H234ZM245 56H247L246 59L244 61L241 60ZM45 57H46V59L48 58V60L49 61L51 60V61L50 62L46 61ZM49 57L51 59H49ZM196 58H197V60H196ZM39 59H40V61H39ZM247 59L249 62L248 64H250L249 68H248L247 62H246ZM215 60L217 61V59H215ZM218 60H219V58H218ZM221 60L222 59L220 58V61ZM239 60H241L242 62L240 63ZM220 61L217 62V65H220V63H219ZM33 62H35V64H33ZM36 62H37V64H36ZM208 62L210 64V66L213 65V66H211L210 70H212V72H214L213 70H216L214 72V74L216 73V76L214 74H212V75L217 78V76H218L217 74H219L218 78L219 77L221 78V79L217 78L216 79V80H218V82H217L216 80L214 81L215 77H211V79L214 78L213 80H211V82L214 83V84H212L213 87L214 86L216 87V88L214 87V89L209 87V86H211V83H209L210 78L208 77L209 78L208 79L206 77L208 75L209 76H211V75L209 73H205L206 72L205 66L208 65L207 64ZM180 63H182V64H180ZM202 63L204 66L201 65ZM253 63L255 65H257V68L259 70L258 69L255 70L256 66ZM55 64H57V65H55ZM198 64H199V66H197ZM240 64L241 65L243 64L244 66L246 64L245 69H244L243 65L241 67ZM251 64H253V66H255V68H252L253 66ZM258 64H261V67ZM237 65H238V67L240 66V70H241L240 71L237 68V73L239 71V74L234 73V71H233L232 74L229 75V73H231V71L234 70L237 67ZM37 66L39 67V70L35 74L34 73L31 74V72L29 74V72H28V75H27L28 77L25 78L22 76L23 74H25L24 72L26 70H28L30 67L32 68V67H37ZM210 66L209 67L207 66V67L210 68ZM197 67H199V68H197ZM250 67H251V70L254 69V71L252 70L253 72L250 70ZM181 68H183L184 70ZM197 70H199V71L204 70L205 74H203V72H201L204 76L203 75L199 76V74H201V73H197ZM249 71H251V74L247 73ZM259 71H261V72H259ZM183 72H185L186 74ZM223 72L225 74H223ZM242 72H243V75L245 73L247 75V77H246V75H244L245 77L243 75H241ZM254 72L255 73L257 72L256 76H258V79L260 77L259 80L256 79L257 77L255 76ZM182 73H183V76H184V74L186 76L189 74L188 76H190V77L184 76L187 79L188 78L189 79L187 80L186 78H184L181 75ZM190 73L193 74V75L191 74L193 77L192 79H190L191 78ZM236 74L238 75V77H236L237 76ZM53 75H57V76H53ZM179 75L181 77V78L178 77L180 82L182 81L181 79H184L181 82V84L179 83V80H177V76H179ZM194 75L195 76L197 75L198 78L197 77L194 78ZM250 75H252V77L254 75V78L251 79L252 77ZM21 76L24 80H22ZM46 77L47 78L50 77L51 79H54V80H58L60 78L61 79L55 85H48L46 83V81H44L45 80L44 78H46ZM204 78L207 79L209 86L207 85V82L204 80ZM175 80L177 82H175ZM252 80L257 81V83H259L260 85L257 86V84H255L256 82H253ZM263 81H264V79H263ZM263 81L261 80V82H263ZM174 82H175V84H174ZM238 82H240V83L237 85ZM251 83H253V84H251ZM170 84H171V86H170ZM172 84H174V85H172ZM224 84H226V85H224ZM247 84H249V83H247ZM195 85H196V87H193V88H195L193 90V88L191 86H195ZM235 85H237L236 86L237 88L235 87ZM110 86H111V90H113V91L117 88L116 87L117 84L116 83L114 84V82H113V85L111 83ZM204 86H205V88H204ZM238 86H239L240 90H239ZM168 87L171 89H169ZM202 87L204 88V90L205 89L209 90V95H210V93L213 95L212 91L216 90L214 93L216 95L218 94L219 96H216L215 94H214L215 96L210 95L212 97V99H211L210 96H207L208 90H206V92H205L207 94L204 93V90H203V92L201 91ZM165 88H167V89H165ZM219 88H221L222 90H220ZM172 89H174V90H172ZM232 89H234V90H232ZM236 89L238 90V92L239 91H241V92L238 93ZM166 90H167V93L165 92ZM258 90H257V88L256 89L254 88L255 92H257ZM159 91H161V93L164 96L160 95ZM171 91H172V93H171ZM220 91H223V94ZM154 92H156V93H154ZM190 92L192 95H189ZM200 92H202V94ZM157 94H159V95H157ZM17 95H18V97L13 98L12 100L15 101L14 103H17L18 105L13 106L12 108L6 110V108H5L7 106L6 102L11 100V99H9V97H16ZM252 95H255V96H253V98H252ZM49 96H51V97H49ZM243 96H244V94H243ZM243 96L241 97V99H239L237 101L235 100V102L239 103V101L242 100V98L243 99L245 98ZM111 97H112V100H111ZM219 97H223V100L220 101ZM155 98H157V99H155ZM159 98H161V99H159ZM207 98L208 99L210 98V103L209 102L204 103L202 101V100L208 101ZM226 98L227 99L229 98V103L232 102L230 104L226 103V105L229 106V108L227 107L228 109L226 108L225 102H223L225 100L227 101ZM232 98H233V101H231ZM247 98H245V99H247ZM247 100H249V98ZM180 101L182 102V104ZM172 102H173V104H172ZM216 102L214 104L215 106H217ZM222 103H224L223 107H222ZM178 104H179V106H178ZM231 104H232L233 108L232 107L230 108ZM195 105H197V106H195ZM199 105H201V107ZM237 105H239V104H237ZM67 106H68V104H67ZM168 107L171 109L174 108L173 109L174 111H171V109L169 110ZM214 108L211 109L212 112H213ZM167 109L169 110V112ZM192 109H194L196 111L194 112ZM165 110L168 113V115L166 112H164ZM190 111H191V113H190ZM187 112L190 113V115L189 114L187 115ZM212 112H210V113H212ZM215 112L220 113V110L217 108L213 112L214 115H216ZM169 113H171V114H169ZM232 113H233V111L231 112V114ZM48 114H50V113H48ZM182 114L186 115V119L192 118L191 114H192V116L194 114L195 117H193L192 119H188V122H185L187 120H184V122H183L182 121L183 119L182 120L179 119V118H182L184 116V115L181 116ZM220 114L222 115V118L226 117L224 114H222V112ZM217 115L220 116L219 114H217ZM187 116H188V118H187ZM183 118L185 119V116ZM194 118L196 119L195 120L196 123L193 121ZM190 121H192V122H190ZM179 123H180V125H179ZM197 124L193 125V126H197ZM160 138H162V139H160ZM164 138H166V139H164ZM157 140H158V142H157ZM18 152L23 154V156H22V157H24L23 159L17 158L19 156ZM143 158H144V160H142ZM30 172H34L35 176H37L38 179H34L33 181H31L20 192H17L19 195H15V192H16L17 188L20 186V183H22L23 181H25L27 179ZM129 173H131V174H129ZM111 179H114V181ZM127 179H128V181H127ZM129 179H130V181H129ZM110 180L113 181L112 182L113 184L108 183V182H111ZM128 183H129L130 187L127 185ZM106 184L107 185L112 184L113 188L111 186H110L111 188L108 186L106 187L105 186ZM125 185H126V188H125ZM102 187H105L107 189H105V188L103 189ZM109 188H110L109 191H112V192L114 191V192L113 193L108 192ZM103 190H105L106 193L105 192L103 193ZM115 191H116V193H115ZM124 192H126V193H124ZM129 192L132 193V196L130 195ZM127 193H129L128 196L129 195L131 196V197L129 196L130 200L132 199V204H130L131 206L134 203L133 200H135L136 201L135 202L136 207L142 213H143L142 209L144 208L143 209L144 214L146 213V210H147L149 212L148 214L151 213L152 217L154 216V218H156L157 220L159 219V220L158 221L157 220L153 221L155 219L150 220L152 217L150 218L149 216H151V215H147V213L145 215L144 214L139 215L140 211L138 209H137L138 212L135 210L136 207L134 204L133 205L134 209H132L133 207H130V209L132 211H130V212L128 211V212L129 213L134 212L133 214H135L137 212L136 213L137 215H135L137 217L134 216V218L138 219V220L135 221V219L133 218V214L131 213L132 214V215L130 214L131 217H129L128 215L127 216L130 218V220H133L134 222L130 221L128 219V217H125L123 219L125 221L127 219L128 223L131 222V223H129V225H127L128 223L126 224V222H123L122 219H120L121 221L120 220H113V221H118V222L120 221L119 225L117 224V226H120L119 228H121L122 227L121 225H123V224H121V222L125 223L127 225L126 227H125V224L123 225L124 228L122 227V231L120 229H119L120 231H118V228L116 227L114 222L111 223L112 225H109L110 224L109 223L107 226V221H110V222L112 221V219L110 217L113 218V216H116V214H112V213H114V212L118 213L121 210H122L121 212H123L127 206H130L127 203L123 202L124 199H128V198H125L127 195L125 197H123L124 199L122 198V196L127 194ZM112 194L114 195V197H111ZM97 195H98V198H97ZM100 195H103V196H100ZM120 196H121V198L118 199ZM115 198H117V199H115ZM114 199L118 200V201L122 200L121 203L120 202L119 203L122 204V202H123L124 207L126 206L125 204H127V206L121 210H118V208H117L116 211H114L116 208L114 206V204L117 202V201L115 202ZM144 200L147 201V199H144ZM74 201H80L81 203L86 201L87 204H86V202L84 203V205L86 207L83 206L82 205L83 203L81 204L80 202L79 203L82 206L77 205L78 208H76L77 206L74 205L76 207H73V204L77 203ZM111 201H113V202H111ZM149 202H151L150 199H149ZM128 203H131V201ZM90 204H91V202H89V205ZM117 204L118 203H116L115 205L117 206ZM151 205H152V203H151ZM71 206L74 208L73 212H72ZM81 207H83V208H81ZM80 209H79V211H80L79 214H81V213L83 214V212L85 210L82 211ZM128 209L129 208L127 207L126 210H128ZM112 210H113V212H112ZM133 210H135L136 212ZM152 210H153V208H152ZM107 212L112 214L113 216H111V215L106 216ZM128 212L126 211L127 214H128ZM99 213L102 215L100 216ZM123 214H124V216H126L125 212ZM143 215H144V218L146 216L148 223H149V221H151L149 224L145 223L146 221H143L144 223H142L141 221L143 219L139 220ZM121 216H122V213H121ZM138 216L139 217L141 216V217L139 218ZM106 217H108V220ZM118 217L120 218V216H118ZM109 219H111V220H109ZM115 219H117V218H115ZM160 221H161V223H160ZM154 222L155 223L157 222V223L154 224ZM141 223L143 225L145 224L144 226H148L151 223L152 224L145 228L144 226H142ZM159 223L163 227L161 225H159ZM178 223H180V224H178ZM139 224H141V225H139ZM146 224H148V225H146ZM30 225H31V230H30L31 232L30 233H27V232L24 233V231L25 230L27 231V229ZM113 225L115 228H117L116 230L118 231L117 232L118 234L116 232L111 231L112 229L113 230L115 229V228H111V226L113 227ZM177 225H179V226H177ZM76 226H78V225H76ZM137 226L140 229L145 228L146 229L145 231H147V228L149 229L151 227L149 229V233H150V231H151V233L150 234L148 233V235L146 232L142 233L144 231L140 230L139 228L137 229ZM153 226H155V227H153ZM160 226H161V228H159ZM164 226H166V227H164ZM171 226H173V227H171ZM167 227H169V228H167ZM163 228H164V230H163ZM165 228L167 230H165ZM158 231H159V233H158ZM96 232L98 234L95 235ZM110 232H112L113 234L116 233L117 235L115 237H117V238L121 235V237L119 238L120 241H118L119 239L118 240L114 239V236H112L113 234L109 235ZM160 232H162V233H160ZM166 232H167V234H166ZM104 233H105V235L108 234L109 236H112L113 240H115V241L110 239V237L109 238L106 237L107 239H110V241L109 240L107 241ZM54 234H55L54 232H53V234L49 233L50 236H49V238L47 237V239H53V240L58 239L57 236H59V235L58 234L54 235ZM221 234H220V237H221ZM2 235H8V237L6 239H2L1 238ZM51 235H52V237H51ZM54 236H56V237H54ZM150 236H151V238H150ZM190 236H189V239H190ZM84 237L83 236L81 238L79 237L75 241V243L77 245H79V244H83L85 242V240L87 242V239H86L87 237H85V238ZM165 237H167V238H165ZM175 237H177V238L175 239ZM185 237L188 239L187 235ZM223 237L225 238L224 234H223ZM27 238H28V241L26 240ZM29 238H31V240H34L35 243L33 241H31ZM224 238H221V240L223 239L221 242L222 244H223V242L224 243L226 242L224 240ZM257 238H258V236L256 237V239L254 238L255 242L257 241ZM80 239H81V241H79ZM95 239H96V241H95ZM150 239H152V240H150ZM165 239H167V240L165 241ZM171 239H170V241L172 242ZM191 239L192 240L194 239L196 241L195 237H191ZM36 240H37V242H36ZM158 240H160V242ZM184 240H185V238H181V240H179V241H181L180 242L181 244L179 243L177 245L178 247L175 245V247L177 249L174 248V250L173 249H169V250H173V251H175V249L178 250V248L180 249L184 243L185 246L188 245V247L186 246V248H188V249L193 248L195 251H197V249H195L196 243L194 240H193L194 242H192V243H191V240H189L190 242L187 240L186 241L187 244L185 243ZM24 241H26V242H24ZM41 242H43V241H41ZM154 242H151L152 248L157 247V246H155L157 244H154ZM188 242H189V244H191L190 245V246H192L191 248H190ZM257 242H256V244H257ZM177 243H178V240H176L175 244H177ZM193 243H195L194 244L195 247L192 245ZM99 244H102V245H99ZM32 245H34V246H32ZM55 245H52V246L50 245L49 247L53 252H55V253L57 252V254H58L61 251V249H63V248H62L60 243H57ZM126 245H127V247L129 246V248H131L132 246H135V247L133 249H131V251H130L129 248L126 247ZM173 245H174V243H173ZM258 245L259 244H257V246ZM30 246H31V248H30ZM168 246H170V245L169 244L167 245V248H166L167 250H168V248H170ZM185 246L183 245L182 247L184 248ZM223 246H224V244H223ZM223 246L222 247L218 246L217 252L220 251L219 247H221L220 248L221 250L225 251V246H224V249H222ZM37 248L41 249L42 252L44 249L43 254ZM152 248H151V251L154 250ZM186 248H184V251H183V249H180V251L182 250L183 253L180 251H178V254L176 253L177 251H175V254H174V252H172V254L170 253L171 256H169V254H168L169 250L168 251L164 250L163 255H165V256L168 255L169 257H173L172 255L174 254L176 260L179 258L181 259V257H183V254L186 252ZM30 249H32V250H30ZM188 249H187V252H188ZM134 250L136 251V253H134L135 252L134 251L131 253L130 256H132V254L134 253L135 255L133 257H136L135 259H138L139 257L137 258V256H140V253L138 252V250H136V249H134ZM31 251H33V252H31ZM37 251L39 253H37ZM154 251L155 252H153V251L152 252L155 253L156 255H160V258L163 261H164V258H166V260L169 259V257L162 258L161 254H157L158 252L156 253V251H157L156 249ZM166 251H167V255H166ZM195 251H193L192 249L189 250V252H190L189 254L186 252L188 254V255L186 254L188 256L187 257L188 259L185 256L183 258H186L188 260V263H189L190 259H191L193 264L196 263L195 260H197V258L195 259V257H197V255H196L197 252L195 253ZM26 252H27V254H26ZM137 252L139 253V255L137 254ZM193 252H194L195 256H194ZM121 253H120V256H121ZM123 253H122V255H124ZM179 253H181V256ZM191 253L193 255H191V258H190ZM224 253H222V254H224ZM114 254H116L117 257H114ZM136 254H137V256H136ZM150 254H152V253H150ZM197 254H199V251ZM219 254H220V252H219ZM105 255H109L108 257L113 256L116 259H113V258L111 259V258L107 257L109 259L108 260L107 258H105ZM147 255H144V256H147ZM126 256L125 255H124V257L122 256V259L124 260V258H125V260H127V258L129 256L127 258H126ZM152 256H154L156 258L155 255H152ZM176 256H177V258H176ZM178 256H180V257L178 258ZM220 256H221V254H220ZM91 257L92 256H90L89 259ZM140 257L142 258V256H140ZM149 257H150V259L153 258V257H151V255ZM158 257L156 258V260H160V259H158ZM192 257H193V260H192ZM199 257H200V254L198 255V258ZM43 258H45V259H43ZM141 258L138 260L143 259V258L142 259ZM155 258L151 259V261L155 260ZM120 259L121 258L118 257L119 261H116V262H120ZM150 259L147 258L148 262L146 264L150 263ZM172 259H173V262H172ZM175 259H174V257L170 259L172 264L175 262ZM133 260H134V258H133ZM138 260H135V261H138ZM127 261H129V259ZM163 261H161V262H163ZM167 261H169V260H167ZM170 261H169V264H170ZM181 261H183V260H181ZM191 261H190V263H191ZM161 262H160V264H162ZM184 262H186V261H184ZM184 262H182L180 264H183ZM138 263L140 264V262H137V264ZM188 263H186V264H188ZM48 264H61V262H60L59 258L53 257L51 262ZM141 264H144V263L141 262ZM158 264H159V262H158ZM225 264H227V263H225Z\"/></svg>",
  "mask_w": 264,
  "mask_h": 264
}]
</instances>
